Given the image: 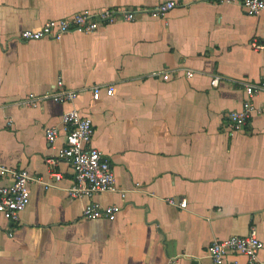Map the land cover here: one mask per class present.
Wrapping results in <instances>:
<instances>
[{
	"label": "crops",
	"instance_id": "crops-1",
	"mask_svg": "<svg viewBox=\"0 0 264 264\" xmlns=\"http://www.w3.org/2000/svg\"><path fill=\"white\" fill-rule=\"evenodd\" d=\"M164 1L179 5L163 17L101 24L95 33L19 39L25 29L78 11ZM254 41L264 44V11L248 15L227 2L0 0V166L51 183L29 184L18 224L0 214V264H211V241L245 237L253 227L264 260V114L227 132L228 112L242 108L245 86L264 79V47L255 49ZM59 79L77 92L72 102L15 104L53 90ZM109 85L115 90L107 96ZM253 99L262 102L264 90ZM72 108L92 119L91 145L108 158L120 191L71 198L74 170L62 160L53 166L61 178L49 176L46 160L65 145L62 116ZM48 127L58 130L54 143ZM10 182L0 174V183ZM169 198L185 199L186 207ZM91 200L121 206L117 218L82 217ZM234 261L248 263L244 255L227 256Z\"/></svg>",
	"mask_w": 264,
	"mask_h": 264
},
{
	"label": "built area",
	"instance_id": "built-area-1",
	"mask_svg": "<svg viewBox=\"0 0 264 264\" xmlns=\"http://www.w3.org/2000/svg\"><path fill=\"white\" fill-rule=\"evenodd\" d=\"M217 3L227 2L230 4H239L248 15H255L264 11V0H213ZM176 1H164L158 5L145 6L136 9H125L117 7H108L95 11L75 12L69 17L59 19H49L37 29H25L21 32L19 39L22 41H33L38 39L61 40L68 33L79 31V33H95L99 30L101 24L108 25L119 21H132L137 14H149L154 18L163 17L167 11L177 7ZM255 49L263 48V43L254 41L252 43ZM188 76H193L191 69L186 70ZM168 80L167 74L163 77ZM220 78L214 77L212 84L218 85ZM64 82L59 79L53 90L41 93H28L15 104L22 108H32L42 106L45 100H51L56 103L72 102L77 92L64 88ZM105 94L110 96L115 90L113 85L105 88ZM100 87H93V99L97 100L100 95ZM260 90H264V79L258 84H248L245 86L246 97L241 109L228 112L227 132L233 135L245 129L251 118L255 115L264 114V100L260 103L254 101V96ZM13 119L8 120V125ZM62 127L65 132V145L61 147L56 157H50L46 160L51 179L58 181L61 174L53 170V166L58 160L67 162L74 170V183L69 188L68 193L71 198H92L99 193L111 191H120L114 172L110 167L109 160L104 152L91 145L93 135L92 119L80 115L76 108L65 112L62 116ZM46 139L54 143L58 136L56 127L45 129ZM0 174L9 176L10 183H0V214L4 219L13 224L20 222L19 214L24 210L29 202L30 188L29 184L39 181L46 188L51 183L43 176L31 175L27 170L8 169L0 166ZM124 197L125 194L122 193ZM171 205H178L181 208L186 207V200L181 199L178 203L173 199H166ZM121 206L112 203L103 205L99 201H89L84 205L82 217L85 219L107 218L113 220L120 211ZM263 243L258 238L257 230L252 228L248 236H230L224 239H215L211 241L207 253L211 264H228L227 256L231 253L244 255L248 259L247 264H264V260L259 257V251ZM200 264H205L200 262ZM229 264H240L234 261Z\"/></svg>",
	"mask_w": 264,
	"mask_h": 264
}]
</instances>
